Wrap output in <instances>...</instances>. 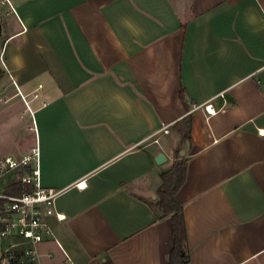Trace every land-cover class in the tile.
Returning a JSON list of instances; mask_svg holds the SVG:
<instances>
[{
    "label": "crops",
    "instance_id": "1",
    "mask_svg": "<svg viewBox=\"0 0 264 264\" xmlns=\"http://www.w3.org/2000/svg\"><path fill=\"white\" fill-rule=\"evenodd\" d=\"M0 55V158L37 149L72 264H168L149 205L187 124L188 264H264V0H0Z\"/></svg>",
    "mask_w": 264,
    "mask_h": 264
},
{
    "label": "built area",
    "instance_id": "2",
    "mask_svg": "<svg viewBox=\"0 0 264 264\" xmlns=\"http://www.w3.org/2000/svg\"><path fill=\"white\" fill-rule=\"evenodd\" d=\"M0 67L5 68L3 56L0 55ZM208 116L216 111L210 103L203 104ZM170 125L163 126L157 133L149 137L158 143L159 133L168 134ZM16 173L21 187L30 186L31 192L21 195H9L0 191V264H37L39 246L47 240L53 241L65 257L66 264H72L55 235L46 222V217L55 216L54 204L58 191L43 188L40 184L39 154L37 149L20 159L0 158V181L9 174Z\"/></svg>",
    "mask_w": 264,
    "mask_h": 264
},
{
    "label": "trees",
    "instance_id": "3",
    "mask_svg": "<svg viewBox=\"0 0 264 264\" xmlns=\"http://www.w3.org/2000/svg\"><path fill=\"white\" fill-rule=\"evenodd\" d=\"M185 92L179 88V99L184 104ZM185 110L188 108L183 105ZM183 143L189 141V124L183 129ZM187 159L180 157L179 153H175V160L171 167L161 174V185L157 191V199L149 205L156 219L161 220L168 218L172 230V249L169 255L168 264H188L189 252L186 249V225L183 214L182 205L176 200V194L182 188L186 181ZM30 186L21 187L19 183H15L9 190L8 194L21 195L25 192H31ZM3 201L0 200V208ZM15 264V263H14Z\"/></svg>",
    "mask_w": 264,
    "mask_h": 264
},
{
    "label": "water",
    "instance_id": "4",
    "mask_svg": "<svg viewBox=\"0 0 264 264\" xmlns=\"http://www.w3.org/2000/svg\"><path fill=\"white\" fill-rule=\"evenodd\" d=\"M188 145H189L188 142H186L185 143L186 149H184V150H182L180 152L181 156H183L188 151ZM165 161H166V159H165V157L162 154L157 155V157L155 158V163L156 164H161V163H163Z\"/></svg>",
    "mask_w": 264,
    "mask_h": 264
},
{
    "label": "rangeland",
    "instance_id": "5",
    "mask_svg": "<svg viewBox=\"0 0 264 264\" xmlns=\"http://www.w3.org/2000/svg\"><path fill=\"white\" fill-rule=\"evenodd\" d=\"M174 138V137H173ZM181 152V151H180ZM180 152H179V154H180ZM14 179V173H12V174H9V175H6L1 181H0V183L2 182V183H8V182H11V180H13Z\"/></svg>",
    "mask_w": 264,
    "mask_h": 264
}]
</instances>
